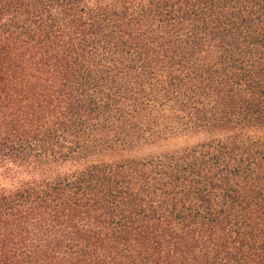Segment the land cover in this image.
<instances>
[{"label":"trees","instance_id":"16d2710c","mask_svg":"<svg viewBox=\"0 0 264 264\" xmlns=\"http://www.w3.org/2000/svg\"><path fill=\"white\" fill-rule=\"evenodd\" d=\"M0 264H264V0H0Z\"/></svg>","mask_w":264,"mask_h":264},{"label":"rangeland","instance_id":"374dc122","mask_svg":"<svg viewBox=\"0 0 264 264\" xmlns=\"http://www.w3.org/2000/svg\"><path fill=\"white\" fill-rule=\"evenodd\" d=\"M163 130L159 131L158 139L153 142H146V145L142 146V149L135 150L132 154L135 156H144L160 152L161 150H169L184 146L189 141L184 137H175L172 135L165 134Z\"/></svg>","mask_w":264,"mask_h":264}]
</instances>
